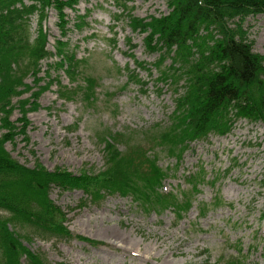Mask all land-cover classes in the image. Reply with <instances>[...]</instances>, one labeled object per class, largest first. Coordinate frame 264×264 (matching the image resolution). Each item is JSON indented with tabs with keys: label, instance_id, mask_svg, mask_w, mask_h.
I'll return each mask as SVG.
<instances>
[{
	"label": "rangeland",
	"instance_id": "1",
	"mask_svg": "<svg viewBox=\"0 0 264 264\" xmlns=\"http://www.w3.org/2000/svg\"><path fill=\"white\" fill-rule=\"evenodd\" d=\"M129 6L137 18L169 12L168 0H132ZM120 11L114 0H81L76 11L65 10L70 20L65 34L58 25L59 14L49 10L45 25L50 48L56 40H68L78 57L87 59L81 70L95 80V96L65 100L59 97L56 83L41 89L48 79L35 82L29 74L25 81L32 90L22 87V95L13 99L10 121L20 127L6 141V150L29 167L39 161L51 171L91 175L105 168L103 139L113 132L121 140L120 150L128 151L137 141L147 151L154 149L164 170L172 169L162 182L163 193L178 192L182 198L181 191L190 188L186 176L196 170L207 174L208 181L191 195L192 207L181 220L171 208L161 213L142 210L130 195L117 192L94 200L82 190L53 186L50 197L67 213L70 231L95 243L17 228L28 235L24 245L53 264H223L219 262L230 261L240 247L248 264H264V124L242 119L227 136L211 135L193 142L180 159L158 147L153 134L169 123L175 95L169 86L156 85L155 69L152 76L146 70L139 72L149 82L146 92L140 85L129 84L126 68H136L133 57L154 63L158 54L146 49L145 33L135 32L127 18L115 19ZM86 13L89 26L80 32L75 29L76 16ZM31 26L34 31L36 16ZM244 27L253 51L264 55V14L249 16ZM43 70H47L46 62ZM58 73L61 82L69 84L68 77ZM39 90L36 98L31 96ZM34 101L37 105L27 112L25 124L21 106L30 108ZM4 117L0 113V139L8 132ZM24 125L25 133L19 132ZM217 197L222 203L214 206ZM0 215L7 213L0 210Z\"/></svg>",
	"mask_w": 264,
	"mask_h": 264
},
{
	"label": "trees",
	"instance_id": "2",
	"mask_svg": "<svg viewBox=\"0 0 264 264\" xmlns=\"http://www.w3.org/2000/svg\"><path fill=\"white\" fill-rule=\"evenodd\" d=\"M80 1L0 0V113L5 116L4 128L8 129L0 139V210L7 213L0 215V264H53L42 253L25 246L23 239L28 235L17 228L28 227L45 236L95 243L70 231L67 213L50 197L53 186L82 190L94 200L117 192L130 195L142 210L161 213L171 208L176 219L181 220L192 207L191 195L208 181L207 174L196 170L186 176L190 188L189 192L181 191L182 198L178 192L163 193L162 182L172 169L164 170L154 149L147 151L137 141L128 151L120 150L121 140L113 132L103 139L105 168L91 175L51 171L39 161L29 167L6 150V141L12 140L20 127L10 121L13 99L22 95V87L32 90L25 81L29 74L35 82L48 79L41 89L56 83L59 97L65 100L95 96V80L81 70L87 59L79 58L68 40H56L52 50L45 25L49 10L54 9L60 16L58 25L66 34L70 20L65 10L76 11ZM130 1L114 0L121 9L115 19L127 18L135 32L145 33V47L158 54V59L145 63L133 57L136 68H126L128 82L140 85L146 92L149 82L139 72L146 70L152 76L155 69L156 85L169 86L175 95L169 123L153 134L158 147L180 159L193 142L207 140L211 135L227 136L242 119L264 124V55L253 51V41L244 27L249 16L264 14V0H168L169 12L150 18L134 16ZM34 16L37 27L32 31ZM76 17L75 29L82 32L89 26L88 13ZM128 42L133 49L131 39ZM44 62L47 70H43ZM60 71L68 77L69 84L61 82ZM89 87L91 91L87 90ZM39 92H32L31 96L36 98ZM36 105L34 101L30 108L21 106L25 124L27 112ZM25 127L19 132L25 133ZM215 201L214 206L222 203L219 197ZM242 253L240 247L230 261L219 263L248 264Z\"/></svg>",
	"mask_w": 264,
	"mask_h": 264
}]
</instances>
